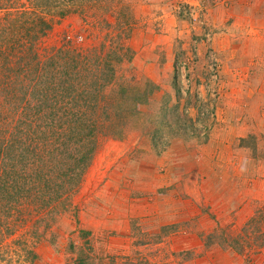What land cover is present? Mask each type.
<instances>
[{
	"label": "rangeland",
	"instance_id": "obj_1",
	"mask_svg": "<svg viewBox=\"0 0 264 264\" xmlns=\"http://www.w3.org/2000/svg\"><path fill=\"white\" fill-rule=\"evenodd\" d=\"M97 1L44 12L54 25L39 53L99 45L106 34V49L130 45L105 88L119 117L96 135L72 191L0 195V264H264V0ZM154 194L216 222L201 231V249L171 247L195 218L158 231L167 215H122Z\"/></svg>",
	"mask_w": 264,
	"mask_h": 264
},
{
	"label": "trees",
	"instance_id": "obj_2",
	"mask_svg": "<svg viewBox=\"0 0 264 264\" xmlns=\"http://www.w3.org/2000/svg\"><path fill=\"white\" fill-rule=\"evenodd\" d=\"M28 1L43 11L21 0H0V195L19 198L34 191L45 197L55 190L59 197L60 188L72 191L81 183L99 145L96 135L119 117L105 88L115 74L113 63L132 49L120 43L106 49V34L99 45L62 46L42 56L38 42L54 25L44 12L63 16L71 5ZM7 167L11 173H4Z\"/></svg>",
	"mask_w": 264,
	"mask_h": 264
},
{
	"label": "crops",
	"instance_id": "obj_3",
	"mask_svg": "<svg viewBox=\"0 0 264 264\" xmlns=\"http://www.w3.org/2000/svg\"><path fill=\"white\" fill-rule=\"evenodd\" d=\"M249 8H251V6H249ZM156 170V169H155ZM155 176H157L158 181L159 180H166L169 181L170 178L168 176V174H155ZM218 177V172H216V174L214 175V178ZM227 180V179H226ZM223 184V181H222ZM159 186H162L161 183H158V186L154 187L153 190H157V188H159ZM215 186L220 187L218 181L215 182ZM149 201V200H147ZM150 205L149 207L145 208L143 207L140 211L138 212H133V213H126L123 212L122 215H126L129 216V218H131V220L133 219H137L138 217L141 216H149V215H153V216H149L151 218H157L158 216H166L167 218L170 219L169 221H162L160 226H158L159 229H157L158 231L163 227V226H168V225H173V224H178V225H182L186 222L191 221L193 218H195V223L196 225L193 226V228H191L190 230L184 231L187 233V235L183 234H179L176 238H174V241L171 243V247L173 249H180V250H186V249H194L195 247L200 248L203 246L201 243V239L199 238L201 231H205L206 230V225H209V220L208 218L202 213L201 209H198L196 207H192L189 209H186V202L184 201L183 203H176L174 201V204L172 205V199L168 198V195H161V194H154V197L152 198V201H149ZM231 205V204H230ZM213 206L216 207L215 203L213 202ZM133 207V206H132ZM131 207V208H132ZM147 210L146 212H142V210ZM217 213V212H216ZM197 216V219H196ZM216 222L213 221V225L211 223V225H209L211 228L210 231H213L215 229L216 226ZM132 225H129V228L127 227V232L129 234H131L130 232L132 231ZM137 231H143L142 229L137 227ZM131 240L133 238H130ZM130 240V241H131ZM133 241H131V243H128L127 247H130L129 249L132 248L133 246ZM145 246L148 245L147 243L149 242H144ZM135 247V246H134Z\"/></svg>",
	"mask_w": 264,
	"mask_h": 264
}]
</instances>
